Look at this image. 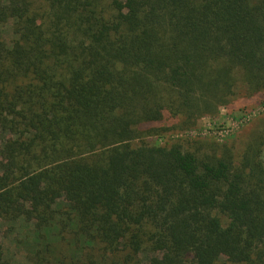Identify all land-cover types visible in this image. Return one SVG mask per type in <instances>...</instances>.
I'll return each mask as SVG.
<instances>
[{"label": "trees", "instance_id": "16d2710c", "mask_svg": "<svg viewBox=\"0 0 264 264\" xmlns=\"http://www.w3.org/2000/svg\"><path fill=\"white\" fill-rule=\"evenodd\" d=\"M240 86L264 92V0H0V221L32 264H264V135L196 153L156 126Z\"/></svg>", "mask_w": 264, "mask_h": 264}, {"label": "rangeland", "instance_id": "374dc122", "mask_svg": "<svg viewBox=\"0 0 264 264\" xmlns=\"http://www.w3.org/2000/svg\"><path fill=\"white\" fill-rule=\"evenodd\" d=\"M6 35L11 38L10 29ZM156 126L168 129L165 136L159 139L162 145L179 143L186 150L196 153L213 152L215 146H227L239 156L252 139L264 135V92L250 96L246 88L240 86L228 105L221 107L215 116H203L189 127L172 119ZM30 238L31 230L27 224L21 222L13 225L0 221V244L4 247L9 264H32L37 249L41 248H36ZM54 246L56 250L68 255L65 252L69 250L62 243H55Z\"/></svg>", "mask_w": 264, "mask_h": 264}]
</instances>
